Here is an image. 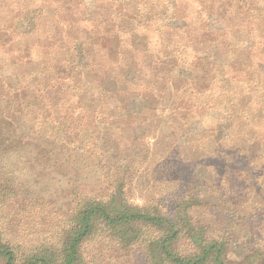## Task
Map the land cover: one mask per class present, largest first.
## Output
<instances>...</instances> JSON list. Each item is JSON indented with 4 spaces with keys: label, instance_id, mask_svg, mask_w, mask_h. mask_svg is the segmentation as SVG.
<instances>
[{
    "label": "trees",
    "instance_id": "1",
    "mask_svg": "<svg viewBox=\"0 0 264 264\" xmlns=\"http://www.w3.org/2000/svg\"><path fill=\"white\" fill-rule=\"evenodd\" d=\"M173 93L176 99L167 97ZM32 108L36 123L54 126L34 149L61 166L97 126L146 116L161 124L170 111L183 146L169 144L146 171L179 175L176 165L192 159L239 180L264 166V0H0L5 160L31 154L22 145L26 131L12 121ZM131 159H108L105 191L74 193L69 214L41 221L38 232L0 225V264H84L82 246L95 237L142 248L158 264H227L226 244L208 240L191 216L203 207L196 194L161 196L134 184ZM185 174L186 190L197 177ZM7 185L0 177V208Z\"/></svg>",
    "mask_w": 264,
    "mask_h": 264
},
{
    "label": "rangeland",
    "instance_id": "2",
    "mask_svg": "<svg viewBox=\"0 0 264 264\" xmlns=\"http://www.w3.org/2000/svg\"><path fill=\"white\" fill-rule=\"evenodd\" d=\"M144 84L148 87L151 82L146 80ZM167 95L172 99L178 97L176 93ZM109 104L112 108L113 103ZM33 111L34 108L26 109L22 118L16 117L12 121L16 129L21 124L23 131H26L28 136H25L22 145L25 152L31 154L28 153L26 159L20 156L18 162L14 158L5 160L0 154L4 160L1 159L0 177H6L8 181L1 195L0 225L7 232L33 234L42 227L41 221H56L59 214L68 215L72 195L105 191L110 181V177L104 175L108 159L115 156L118 160L127 155L134 161L130 163V168L135 171L127 175L128 178L132 176L134 184L145 182L161 190V196L166 192L179 196L190 189L196 194L203 207L192 210L191 216L207 228L208 240L226 244L227 264L264 263V172H261L264 166L260 167L261 171L250 170L249 174L239 177L240 181L217 166L198 164L192 159L184 165H176L181 167L180 171H176L179 175H168L162 171L160 176L146 171L151 157L159 153L162 155L164 148L177 141L180 129L170 124L168 114L172 112L168 111L161 115V124L146 116L135 118V122L129 125L108 122L104 126H97L94 135L83 139V146L80 145L81 149L73 162L65 167L59 163L60 159L48 160L34 149V144H45L48 135H53L51 130L54 126L50 121L47 124L36 123L37 119L35 121L31 115ZM101 111L104 112L101 108L100 111L96 109L94 116H99ZM2 124L0 121V131ZM178 143L183 146L181 142ZM115 148L119 152L114 153ZM128 161L122 164L129 166ZM254 165L259 164L255 161ZM211 169L214 177L209 182L206 178ZM186 172L195 175L197 180H193L185 190ZM158 179H161L160 184L155 183ZM37 197L43 201L34 203ZM181 249L189 251L185 245ZM81 251L84 264H158L142 248H123L96 237L86 241Z\"/></svg>",
    "mask_w": 264,
    "mask_h": 264
}]
</instances>
